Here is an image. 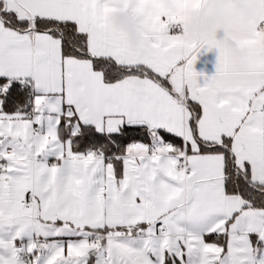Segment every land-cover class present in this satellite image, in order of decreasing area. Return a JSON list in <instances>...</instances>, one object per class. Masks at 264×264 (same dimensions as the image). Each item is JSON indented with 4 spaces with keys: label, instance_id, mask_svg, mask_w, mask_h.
I'll return each instance as SVG.
<instances>
[{
    "label": "snow or ice",
    "instance_id": "obj_1",
    "mask_svg": "<svg viewBox=\"0 0 264 264\" xmlns=\"http://www.w3.org/2000/svg\"><path fill=\"white\" fill-rule=\"evenodd\" d=\"M174 3L0 0V264H264V0L208 41Z\"/></svg>",
    "mask_w": 264,
    "mask_h": 264
},
{
    "label": "crops",
    "instance_id": "obj_2",
    "mask_svg": "<svg viewBox=\"0 0 264 264\" xmlns=\"http://www.w3.org/2000/svg\"><path fill=\"white\" fill-rule=\"evenodd\" d=\"M228 3H231V5H232V10L230 13L231 20L222 29L220 36L224 33V31L226 29H228L230 26L233 25L235 20H239L241 22V24H240V27L236 30L235 34H236L237 38H243L247 34V29H246L245 25L247 23H249L253 18L251 20H247L243 15L239 14L236 9L242 5L246 6V7H250L253 9V17H254L255 5L253 3V0H246V2H238V0H210V3L207 6L201 7L196 11L201 14L200 19L203 20L205 18V16H214L216 9L220 5H224V4H228ZM162 4L169 11H175V9H176V5L174 3V0H162ZM124 14L131 15V16L135 17V19L138 21L137 31L144 37V40H142L139 44H137L133 40L132 36H130L127 32L122 31L118 28L120 17ZM191 21H192V17L190 14V19L188 22V28L190 27ZM177 26H178V24L170 26L169 33L171 35H177V34L182 33V31H183L182 26L180 28H177ZM114 27H115L116 31L123 32V33L127 34V36L130 39L131 44L135 48H142V47L146 46V44L148 43L149 38L141 30L139 19L130 13L121 12V13L117 14V19H116V23H115ZM241 31H244L246 34L245 35H239L238 33H240ZM217 58H218V52L215 49L208 50L205 47L204 49H202L200 51L198 58L194 64V68L198 73H203L204 75L210 77V76L214 75L216 72Z\"/></svg>",
    "mask_w": 264,
    "mask_h": 264
},
{
    "label": "clouds",
    "instance_id": "obj_3",
    "mask_svg": "<svg viewBox=\"0 0 264 264\" xmlns=\"http://www.w3.org/2000/svg\"><path fill=\"white\" fill-rule=\"evenodd\" d=\"M231 3L220 5L215 12L214 16H205L203 20L200 19V13L194 11L191 13L192 21L189 27V35L195 40H215L220 37L222 29L231 20ZM237 12L243 15L247 20L253 18V9L246 6H240ZM138 21L135 17L124 14L120 17L118 28L127 32L132 36L133 40L139 44L144 37L137 31ZM239 35H245L244 31L238 33Z\"/></svg>",
    "mask_w": 264,
    "mask_h": 264
},
{
    "label": "built area",
    "instance_id": "obj_4",
    "mask_svg": "<svg viewBox=\"0 0 264 264\" xmlns=\"http://www.w3.org/2000/svg\"><path fill=\"white\" fill-rule=\"evenodd\" d=\"M180 27H181L180 25L177 26V28H180Z\"/></svg>",
    "mask_w": 264,
    "mask_h": 264
}]
</instances>
